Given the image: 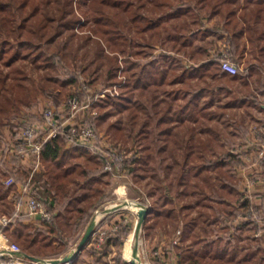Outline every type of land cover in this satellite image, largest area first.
<instances>
[{
  "label": "trees",
  "instance_id": "16d2710c",
  "mask_svg": "<svg viewBox=\"0 0 264 264\" xmlns=\"http://www.w3.org/2000/svg\"><path fill=\"white\" fill-rule=\"evenodd\" d=\"M199 1L210 8L209 17L221 19L222 29L234 49L244 38L253 39L256 30L244 11L251 5L250 17L258 21L264 11L263 0ZM106 7L107 0H0V117L9 120L12 112L27 103V78L23 71L27 60L38 65L42 62L43 67L56 70L59 59L74 57L81 60L82 73L90 72L96 78L106 75L113 81L117 79V70L122 68L126 76L125 81L117 79L122 83L120 94L114 97L107 94L99 100L92 98L90 104L100 113L87 114L80 122L97 136V127L109 116L123 113L108 126V131L114 138L126 137L124 141L135 140L139 146L125 157L107 148L112 156L106 157L98 146L92 148L83 141L71 142V126L58 115L57 133L41 147L44 171L34 172L32 176L33 193L48 201L53 219L41 221L15 210L8 194L16 185L9 188L3 185L2 177L9 171L0 162V216L7 214L6 223L0 222V229L28 255L45 257L65 253L73 243L66 238L86 228L103 193L102 184H109L103 178H110V183L113 181V171L103 169L108 160L114 170L128 167L135 180L152 179L144 224L150 227L156 224L171 233L181 229V243L175 245L178 264L233 263L238 254L244 252L243 247L237 245L240 238L237 232L254 223V217L244 216L246 211L241 217L237 212L251 208L256 216L262 206L254 204L236 180L233 163L240 159L242 147L227 144L229 136L225 127L229 128L230 122L224 117L227 109L234 106L231 102L214 103L213 96L221 100L222 94L209 88H203L210 97L202 104L201 95H194L183 104L177 103L181 87L172 92L165 89L169 84L181 82L184 72L169 78L170 73L179 68L195 67L199 74H188V78L197 80L224 72L220 59L213 57L200 63L182 64L172 53H159L140 61L136 59L139 51L128 49L135 46L133 39L110 17ZM238 7L242 13H237ZM77 8L81 14L76 12ZM170 16L167 13L157 18L145 17V28H157L160 21ZM86 25L89 34L79 36L76 30ZM194 34V30L189 29L181 33L178 36L182 38L181 44L188 45ZM175 36L170 35V38L176 40ZM80 37L84 38L79 42ZM73 49L77 54L70 53ZM239 73L238 70L235 75ZM8 78L11 81H7ZM48 78L58 82L54 77ZM78 83V76L72 73L60 81L62 86ZM84 86L82 83L81 91L77 92L80 101L87 90ZM44 88L42 86V91ZM170 94H173L171 98ZM141 112L145 113L143 118ZM216 147L220 150L215 154ZM263 158L264 155L260 160ZM30 218L35 222H29ZM121 230L125 235L128 227ZM65 232L68 235H64ZM120 236H110L107 243L121 245ZM83 249L70 263L64 264H81ZM91 251L94 259L90 264H97L105 252L96 248ZM255 253L247 251L243 261Z\"/></svg>",
  "mask_w": 264,
  "mask_h": 264
},
{
  "label": "rangeland",
  "instance_id": "374dc122",
  "mask_svg": "<svg viewBox=\"0 0 264 264\" xmlns=\"http://www.w3.org/2000/svg\"><path fill=\"white\" fill-rule=\"evenodd\" d=\"M262 4L264 5V0ZM106 9L110 17L119 23L124 33L133 39L135 46L128 49H131L129 50L131 52L136 50L139 51L136 59L140 61L151 59L159 53H172L173 56L175 55L181 59L182 64H193L203 62L213 57L219 58L218 54L225 52L229 60L238 67L239 71L252 63H262L264 67V50L262 52L258 50L260 46L264 48V11L261 12L260 19L254 21L255 18L253 19V16H251L252 18L250 17L253 12L251 11V5L247 6L244 12L256 31L253 32L254 37L252 40L244 38L241 40L239 46H237V49H234L228 39L227 33L223 31L221 19L218 16L209 17L210 8L206 3L199 0H107ZM80 11L81 10L77 8L76 12L78 14H81ZM242 11L243 10L239 9V7L237 8V13H242ZM167 13L171 14V16L167 20L160 21L157 28H145L147 24L146 19L148 17L157 18ZM83 18L85 19V16H83ZM88 27L89 26L86 25V27L78 28L76 30L78 35L85 36L89 34ZM198 28L200 30L202 29L201 31L203 32L200 34L201 39L196 41V38H193L188 45H182V38L178 36L188 29L192 31ZM170 35H176V40L170 38ZM61 38L65 39L64 36ZM61 38L59 41H62ZM83 38L84 37H80L78 41L80 42ZM227 43L229 45V50H224ZM194 46L199 47V52L196 53L192 51ZM187 47L189 48L188 52ZM62 53L63 52L60 50L59 54L62 55ZM70 53L77 54L74 49L70 50ZM80 53L81 51L78 54ZM80 61L79 59L74 60V57L65 59L64 61L59 59L58 68L56 70L43 67L42 62H39L40 66L38 63H32L30 60L25 62L23 71L27 78L25 80L27 85L25 93L29 95L27 103L19 107L16 112H12V116L10 115L9 120L4 118L5 116L0 117V162L3 164L4 168L9 171L7 176L5 175L2 177V181L8 176H12L16 182L21 184L29 178L27 175L30 173V169L36 165L34 164L35 161L31 156H29V159L15 157L13 154V144L18 142L21 137L22 129L27 122H33L37 126H40V128L44 126L46 119L43 112L47 107H54L58 110L63 109V111L60 112L62 120L67 123H78L80 119L84 118L87 114L96 116L100 113L94 104H89L86 110L78 109L74 118L67 117L66 110L64 109H68L69 107V101L72 98L71 93L73 95L77 94V92L79 93L82 83L85 84L84 87H86L87 90H85V95L82 96V100L80 101L79 99L80 105L91 101L92 98L99 100V98H103L107 94L114 97L119 95L122 91L120 87L122 83L118 82L121 78L124 81L126 80L122 68L117 70V79L119 80L116 79L112 81V79H108L106 75L96 78L90 72L82 73L79 70ZM82 63H84V61ZM181 69L183 68L171 72L169 78L173 79L177 74L181 73ZM70 73L78 76L79 83L60 85V81L69 77ZM48 76L58 79V82L52 81ZM209 76L210 75H205L198 80L190 81V83L192 85L194 84L193 86L204 87L205 89L209 87H218L219 85H228L235 88L242 84L240 80L228 81L225 78L219 79L217 77L212 79V77ZM7 81H11V79L8 78ZM87 83L89 84L87 85ZM187 85L188 84L184 82L182 87L187 88ZM261 85L264 94V73L261 75H254L250 78L249 88L251 86V89L253 88L257 92L258 89L261 88ZM42 86L43 88L45 87L44 91H42ZM244 86L243 84L242 88H239L241 93L248 92ZM179 87H181L180 84L176 85L173 83V85H167L165 89L167 92H172ZM193 88L195 89L197 87ZM249 91L253 90L249 89ZM190 92H192V87H190ZM172 95L170 94L169 97L171 98ZM231 97V94L222 95L223 101L224 99L228 101ZM260 97L264 98V95L259 96L258 99H260ZM180 99L182 98L179 94L176 102L183 104L184 101ZM263 112H261L259 107L238 106L227 109L226 116H224L226 120L228 119L230 122L229 128L227 126L225 127L229 136L227 144H229V146L240 145L242 147L240 150V159H236L233 163L239 188H241L244 194L251 196L254 204L258 205V207H260L261 204L262 206L259 208V212L256 216H254L253 209L251 210V208L249 210H239V212H237V215L241 217L242 213H244L243 211H246L244 216H247V219L254 217V223L251 224L252 226L240 228L237 232L240 236L237 245L243 247L244 252L239 253L233 263L224 262L223 264H264V158L260 160L264 154V127L260 124L261 120H258ZM122 115L124 114L117 113L109 116L97 127L96 132L98 135L93 147L98 146L102 154L106 157L112 156L107 148L114 151V154L119 153L117 154L119 157H125V155L130 156L133 152L138 150L139 146L137 145V141H124L123 138L127 139L126 137L122 139L120 137L114 138L113 134L108 131V126ZM140 116L143 118L145 113L141 112ZM247 128L249 130V135L258 136V139H249L247 136L243 137ZM128 131L129 130H127V132ZM219 150L218 148L213 152L216 154ZM105 165L106 162L103 164V169L113 171V181L110 183V178H103L104 181H108L109 184H102L103 193L92 211L91 217L93 215L98 216V223L92 238L80 254L81 264H90L91 261H93L94 255L91 253V248L99 249L101 253L105 252L97 264H124L123 260H127L123 254L124 243L131 230L134 229L137 213L127 207L108 213H103V211L105 208L117 204L123 199L138 201L147 206L149 204L147 192L153 183L152 179L147 177L138 181L134 179L128 167L122 169L116 168L114 170L111 163L109 168H105ZM42 171H44V164L42 165V169L40 168L39 173ZM96 174H98V172H96ZM11 192L12 191L8 194V199L14 204L13 200L16 197H21V194L17 191L14 193ZM78 192L79 190L77 193ZM3 216L6 217L7 214L0 217ZM240 217L237 219H241ZM125 226L128 227V230L125 235H122L121 229H124ZM84 230L73 235H68L66 232L64 233V235L69 236L66 239L71 242L73 241L72 245L65 253L58 256L46 255L41 258H59L69 253L75 249ZM234 231L236 232V230ZM114 232L115 234H113ZM116 234L121 235V245H117L114 242L108 244L107 241L109 237ZM180 237L181 229H176L171 233L156 224L150 227L145 226L143 223L139 233V252L142 262L145 264H178L179 255L175 245L181 243ZM11 240L17 243L21 250L20 244L13 239ZM234 242L233 240V243ZM247 251H254L256 253L252 258H249V260L243 261V254ZM21 252L24 251L21 250ZM247 254L249 255V253Z\"/></svg>",
  "mask_w": 264,
  "mask_h": 264
},
{
  "label": "built area",
  "instance_id": "2783aa9c",
  "mask_svg": "<svg viewBox=\"0 0 264 264\" xmlns=\"http://www.w3.org/2000/svg\"><path fill=\"white\" fill-rule=\"evenodd\" d=\"M224 48V50H229L228 43ZM218 57L220 58L221 69L224 72L230 75L237 74L238 67L229 60L227 53L221 52L218 54ZM69 102L70 104L68 109H64L66 110L68 118H74L78 109L86 110L90 104V102H87L80 105L77 94L73 95ZM60 112V110L55 109L54 107H47L43 112L46 122L41 128L33 122L26 123L22 129L21 137L18 142L13 144V154L15 157H19L21 159H29V156H31L35 161L34 164L36 165L32 171H30L29 178L21 184L16 182L12 176H8L2 181L6 188L16 185V188L11 189L10 191L13 193L17 191L21 194V197H16L13 200L15 210L19 213H23L24 208L29 215L41 221H51L54 214L50 210L48 201L44 198L37 197L33 193L34 181L32 180V176L33 173L36 172L37 165L41 162L40 152L42 144L53 137L59 129L60 123L57 116L60 115ZM80 121L78 123H69L71 126V142L83 141L86 145L93 147L97 136L88 125L83 124ZM109 167L110 163L106 160L105 168ZM6 221L7 219L5 216L0 217V222L2 224H5ZM20 252L21 250L18 244L13 242L0 229V264H51L48 262L40 263L16 254Z\"/></svg>",
  "mask_w": 264,
  "mask_h": 264
},
{
  "label": "crops",
  "instance_id": "0c3cea01",
  "mask_svg": "<svg viewBox=\"0 0 264 264\" xmlns=\"http://www.w3.org/2000/svg\"><path fill=\"white\" fill-rule=\"evenodd\" d=\"M202 30V29H201ZM199 28L194 30L195 34H194V38H196V41L200 40L201 39V35L203 32L201 31ZM237 49V48H236ZM259 52H262L264 50V48H262V46L259 47ZM189 51V48L187 47V52ZM192 51L193 52H199V47H193L192 48ZM235 53L237 54V52L235 51ZM239 55H240V52H239ZM188 66V65H187ZM195 67H187L185 70L181 69V73L184 72V76L182 77V80L180 83H175L176 85L180 84L181 85V93H180V96L182 99V101L187 102L190 98L194 97V95H201L199 98L201 104L207 100L210 95L207 94V92L203 91V88L204 87H199V86H193L190 81H193V80H197L195 78H188V74H192V73H197L199 74L200 71L196 70ZM264 73V67H263V64L262 63H252L250 64L248 67H245L244 69L240 70V73L238 75H230L226 72H215L213 73V75H210L209 77H212V79H214V77H217V78H225L227 79L228 81H241L242 84L238 87H231V86H228V85H219L218 87H209V89L211 90H214V93H218V92H221V94H225V95H229L231 94L232 97L230 99H228V101L226 99H224L223 101V98L221 100L217 99V97H214L213 96V99H214V103H220V104H225L227 102H231V105L234 106V107H238V106H249V107H259V109L261 110V112L264 111V101L263 99L264 98H261L258 99L259 96L261 95H264L263 94V89H262V85H261V88L258 89V91L256 92L255 89H251V86L249 88V80L250 78H252L254 75H261ZM261 78V77H260ZM184 82H186L188 86L192 87V92H190V87L189 89L187 88H183L182 86L184 85ZM246 82V83H245ZM248 82V83H247ZM245 85L244 87H246V90H248V94L245 92V93H241L240 89L239 88H242V85ZM173 85V84H171ZM193 87H197V88H193ZM194 89V90H193ZM223 89V90H222ZM250 90H253V91H249ZM208 95V96H206ZM235 95V96H234ZM208 97V98H207ZM226 100V101H225ZM60 111H63V109H60ZM258 120H261L260 124H262V126L264 127V112L261 114V117L258 118ZM258 124V123H257ZM244 130V129H243ZM245 135H243V137H246L249 138V139H258V136H250L249 135V130L248 128L246 129ZM255 143V142H253ZM264 155V154H263ZM41 163V162H40ZM38 164L37 167H36V172H39L40 171V168L42 169V163L41 164ZM34 168V166H33ZM31 168L30 171L33 169ZM24 213H27L26 210L24 209ZM29 222H35V219L33 218H30V220H28ZM37 221V220H36Z\"/></svg>",
  "mask_w": 264,
  "mask_h": 264
},
{
  "label": "water",
  "instance_id": "95a60500",
  "mask_svg": "<svg viewBox=\"0 0 264 264\" xmlns=\"http://www.w3.org/2000/svg\"><path fill=\"white\" fill-rule=\"evenodd\" d=\"M134 203L138 206L137 219H136L135 226L133 229L134 242L131 245V258L127 259V260L133 264H145L144 262H142L140 252H139V233H140V230L143 226L145 216H146V213L148 211V206L141 203V202H138V201L123 199L119 203L105 208L103 213H108V212H111V211H114V210H117L120 208H125L128 205L134 204ZM97 223H98V217L96 215H93L91 217L89 223L87 224L81 238L79 239L75 249H73L72 251H70L69 253L65 254L62 257L45 259V258H41V257H37V256L28 255L25 252H20V253H16V254L21 255L23 257H26L28 259H31L33 261L40 262V263H45V262H48L51 264L69 263L73 260V258L83 249V247L91 239Z\"/></svg>",
  "mask_w": 264,
  "mask_h": 264
},
{
  "label": "bare ground",
  "instance_id": "6f19581e",
  "mask_svg": "<svg viewBox=\"0 0 264 264\" xmlns=\"http://www.w3.org/2000/svg\"><path fill=\"white\" fill-rule=\"evenodd\" d=\"M127 208L137 213L138 206L135 203L128 205ZM133 242H134V237H133V229H132L125 240L124 248H123L124 257L127 259L131 258V245L133 244Z\"/></svg>",
  "mask_w": 264,
  "mask_h": 264
}]
</instances>
